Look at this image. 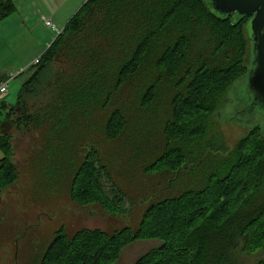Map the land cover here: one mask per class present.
Segmentation results:
<instances>
[{
    "label": "trees",
    "instance_id": "16d2710c",
    "mask_svg": "<svg viewBox=\"0 0 264 264\" xmlns=\"http://www.w3.org/2000/svg\"><path fill=\"white\" fill-rule=\"evenodd\" d=\"M14 11L12 0H0V20ZM247 20L219 17L204 0H86L29 68L33 72L20 92L18 105L28 96L46 95L39 107L22 111L12 121L31 136L28 163L34 170L43 164L63 173L71 152L78 153L72 159L80 158L81 143L90 141L72 179L70 199L81 207L98 204L107 217L118 216L121 200L105 196L97 181V169L108 173L96 157L94 141L102 133L109 141L124 135L127 96L117 98L122 103L105 122L102 111L116 90L146 86L153 96L164 78L175 79L183 70L173 84L164 152L150 167L162 162L173 170L174 178L191 171L203 158L192 157L190 144L200 145L227 92L247 72ZM197 26L206 28L205 43L198 41L193 53ZM165 34L164 47L149 68L151 47ZM114 66L117 78L111 85L108 78ZM17 107V103L10 107L6 117ZM120 119L123 128L116 130L114 123ZM11 140L10 132L0 135V195L18 178ZM206 180L200 190L151 205L135 231L81 229L69 236L59 229L41 264H113L126 246L147 239L161 244L133 264H264L261 127L241 136Z\"/></svg>",
    "mask_w": 264,
    "mask_h": 264
},
{
    "label": "rangeland",
    "instance_id": "374dc122",
    "mask_svg": "<svg viewBox=\"0 0 264 264\" xmlns=\"http://www.w3.org/2000/svg\"><path fill=\"white\" fill-rule=\"evenodd\" d=\"M17 4L20 12L0 21V68L8 66L6 71L10 70L16 75L7 82L10 94L6 98L4 96L7 93L0 97V122L6 119L7 107L16 103L24 78H17L19 61L37 54L43 44L56 37L54 30L44 23L45 17L50 18L49 14L36 13L25 0H17ZM41 16H44L43 21ZM52 22L60 27L54 18ZM204 28L196 27L193 41L196 43L191 46L193 53L197 50L198 41L205 43ZM245 34L250 37L248 24ZM167 38L165 34L159 43L152 45L147 59L149 68ZM117 71L115 66L110 69L108 80L111 85L117 78ZM182 71H179L175 79L164 78L154 90L153 96L148 94L146 86L140 89H133L131 85L122 87V92L116 90V98L113 97L112 102L102 111L104 121L115 106L122 103L117 98L127 96V128L124 135L113 141L106 139L103 133L95 136V154L99 163L106 167L108 175L97 169V158L91 159L97 169L96 177L103 194L121 200V212L115 217H107L98 204L81 207L69 196L72 179L89 152L87 145L90 141L81 143L80 158L72 159L76 152H71L70 162L63 173L45 169L43 164L34 170L28 163L31 136L23 128L16 129L12 121L17 120L24 113L22 111L39 107L46 95L40 92L24 99L21 106L9 115L11 126L6 130L12 136V160L18 178L0 195V264H41L44 253L61 228L69 236L81 229H99L109 233L122 228L135 231L151 205L178 197L187 191L202 189L207 175L218 169L233 146L250 128L257 125L264 131V109L255 103V95L246 81V73L236 88L229 90L228 100L221 106L219 114L212 118L200 145L196 141L190 144L189 150L194 155L192 157L195 160L203 158L198 165L175 178L173 170L166 168L162 162L150 167L164 152V125L167 119H171L173 84L182 76ZM180 93L184 95V89ZM143 101L145 105H142ZM3 104L5 107L2 108ZM115 123L114 128L122 130V119ZM2 157L0 151V159ZM160 244L158 239L129 244L113 264H133L140 256Z\"/></svg>",
    "mask_w": 264,
    "mask_h": 264
},
{
    "label": "water",
    "instance_id": "95a60500",
    "mask_svg": "<svg viewBox=\"0 0 264 264\" xmlns=\"http://www.w3.org/2000/svg\"><path fill=\"white\" fill-rule=\"evenodd\" d=\"M204 1L209 9L219 17L233 15L234 20L250 17L245 24V27L248 24L250 29L248 55L246 59V68L248 71L246 72V81L255 95V103L264 109V0ZM238 82L230 90L236 88L235 86ZM227 94H229V91ZM227 94L224 103L228 100ZM219 112L220 110L216 115Z\"/></svg>",
    "mask_w": 264,
    "mask_h": 264
},
{
    "label": "crops",
    "instance_id": "0c3cea01",
    "mask_svg": "<svg viewBox=\"0 0 264 264\" xmlns=\"http://www.w3.org/2000/svg\"><path fill=\"white\" fill-rule=\"evenodd\" d=\"M85 1L86 0H25V3L29 5L30 8L33 9V11H37L36 13H41L40 15L49 14L50 15L49 17L52 20L54 18V20L60 25L59 28H63L64 25L68 22V20L77 12V10L84 4ZM12 2L15 6V11L12 14H17L18 12H20L19 5L17 4V0H12ZM12 14H10L9 16H11ZM42 17L44 16H41L40 19L43 21ZM50 18H46V19L52 22ZM4 19L0 21H3ZM54 38H52L50 42H46L45 44H43L41 48H39V52L37 54L33 55L30 58H25V59L22 58V60L19 61L17 65L18 66L17 78L20 76H24V78L22 79L19 92L17 95V100H16L17 106H19L20 104H22V102H24L22 101L18 105L20 92L33 72L29 70V68L35 65L34 60L39 58L43 54V52L52 43ZM7 67L8 66H3L0 68V79L10 80L11 78L16 76L10 70L7 72L6 69H9V67L8 68ZM9 94H10V90L8 88L7 94L4 96V98H6ZM16 103H14L13 105H15ZM3 107H5L4 104L2 105V108ZM10 107L12 106H9L7 108L9 109ZM10 126H11L10 120L7 117L6 119H3L2 122H0V135L4 134L6 130L10 128Z\"/></svg>",
    "mask_w": 264,
    "mask_h": 264
},
{
    "label": "built area",
    "instance_id": "2783aa9c",
    "mask_svg": "<svg viewBox=\"0 0 264 264\" xmlns=\"http://www.w3.org/2000/svg\"><path fill=\"white\" fill-rule=\"evenodd\" d=\"M44 23H45L46 26H48L52 30H54V32L56 34H59L61 32V30H62V28L57 27L54 23H52L48 19H44ZM38 59L39 58H37V59L34 60V63L35 64L38 62ZM7 82H8V79L0 83V97L3 96V95H5L7 93Z\"/></svg>",
    "mask_w": 264,
    "mask_h": 264
},
{
    "label": "flooded vegetation",
    "instance_id": "af4514ba",
    "mask_svg": "<svg viewBox=\"0 0 264 264\" xmlns=\"http://www.w3.org/2000/svg\"><path fill=\"white\" fill-rule=\"evenodd\" d=\"M250 17H248V19H249Z\"/></svg>",
    "mask_w": 264,
    "mask_h": 264
}]
</instances>
